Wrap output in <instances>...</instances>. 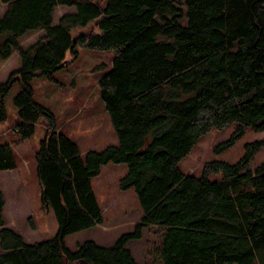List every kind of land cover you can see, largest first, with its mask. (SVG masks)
Masks as SVG:
<instances>
[{"label": "trees", "instance_id": "obj_1", "mask_svg": "<svg viewBox=\"0 0 264 264\" xmlns=\"http://www.w3.org/2000/svg\"><path fill=\"white\" fill-rule=\"evenodd\" d=\"M0 59L14 53L19 68L0 84V124L14 87L20 140L46 130L36 153L42 207L55 214L50 241L27 244L5 228L0 186V264H139L127 245L148 226L165 230L161 264H264V163L252 171L264 139L245 145L236 164L208 162L200 176L179 165L214 129L238 127L214 151L232 148L252 128L264 130V0H0ZM59 6L74 7L55 24ZM186 7L187 11H185ZM187 19L186 24L182 21ZM96 24L88 38L74 28ZM44 31L23 47L27 33ZM115 54L100 81L118 145L88 151L60 129L55 114L35 100L32 81L55 74L78 57L80 43ZM109 163L125 164L123 191L134 189L143 217L114 247L88 240L75 251L66 238L103 224L92 180ZM17 169L12 146L0 142V172ZM212 174L223 180L213 181ZM34 228V225H31Z\"/></svg>", "mask_w": 264, "mask_h": 264}, {"label": "rangeland", "instance_id": "obj_2", "mask_svg": "<svg viewBox=\"0 0 264 264\" xmlns=\"http://www.w3.org/2000/svg\"><path fill=\"white\" fill-rule=\"evenodd\" d=\"M6 8L7 6L0 2V17L5 14ZM184 9L187 11L186 7ZM75 12L74 7L59 6L54 13L55 24L63 15ZM186 23L187 19H184L182 24ZM97 32V25L93 23L87 28L76 27L71 34L75 38L80 33L89 36ZM44 34L41 30L27 33L21 38V45L25 48L34 45ZM76 50L78 57L68 54L69 64L55 74L58 84L46 78H37L32 81V85L35 100L55 114L60 129L79 145L84 156L90 150L101 152L107 146L118 145L116 132L100 93V81L111 69L115 54L111 51L90 50L82 42ZM18 68L17 53L6 61L0 59V84ZM19 92L20 87L16 86L7 96L5 103L8 120L0 124V142L12 146L17 170L0 172V186L7 201L5 228L21 235L28 244H34L54 238L58 223L54 212H48L42 207V187L37 177L35 162L40 141L46 130L43 121H40L32 138L20 140L15 131L19 116L14 104ZM237 127L238 124L233 123L223 130L214 129L203 136L189 156L181 161L179 168L185 174L198 177L208 162H239L246 154L245 145L263 140L264 130L256 131L250 128L232 148L222 154H216L215 147L227 141ZM263 163L264 149L255 155L250 169L254 171ZM127 174L128 168L125 164L109 163L103 167L100 176L93 178L92 185L103 211V224L68 236L65 241L69 249L75 251L88 240L95 241L99 246L112 248L122 235L133 232L141 222L143 211L135 190L123 191L120 188V181ZM210 178L220 181L224 176L212 174ZM164 235V229L148 226L143 230V238L130 242L127 247L139 264H161Z\"/></svg>", "mask_w": 264, "mask_h": 264}, {"label": "water", "instance_id": "obj_3", "mask_svg": "<svg viewBox=\"0 0 264 264\" xmlns=\"http://www.w3.org/2000/svg\"><path fill=\"white\" fill-rule=\"evenodd\" d=\"M86 36H87V34H85V33H81V35H80V37H84V38H88L90 35L87 36V37H86ZM76 39H77V38H74V41H76Z\"/></svg>", "mask_w": 264, "mask_h": 264}, {"label": "crops", "instance_id": "obj_4", "mask_svg": "<svg viewBox=\"0 0 264 264\" xmlns=\"http://www.w3.org/2000/svg\"><path fill=\"white\" fill-rule=\"evenodd\" d=\"M16 170H17V169H16ZM13 171H15V170H13ZM3 172H4V171H3ZM6 208H7V206H6ZM6 208H5V210H6ZM5 210H4V220H5ZM26 243H27V242H26ZM27 244H28V243H27ZM1 254H3L2 251L0 252V255H1Z\"/></svg>", "mask_w": 264, "mask_h": 264}]
</instances>
